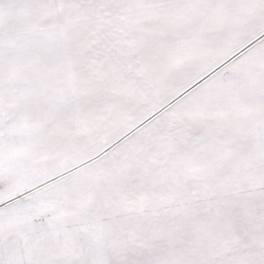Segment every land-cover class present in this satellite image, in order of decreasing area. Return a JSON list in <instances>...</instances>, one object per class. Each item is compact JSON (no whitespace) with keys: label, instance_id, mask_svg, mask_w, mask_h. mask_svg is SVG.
Instances as JSON below:
<instances>
[{"label":"snow or ice","instance_id":"obj_1","mask_svg":"<svg viewBox=\"0 0 264 264\" xmlns=\"http://www.w3.org/2000/svg\"><path fill=\"white\" fill-rule=\"evenodd\" d=\"M0 264H264V0H0Z\"/></svg>","mask_w":264,"mask_h":264}]
</instances>
